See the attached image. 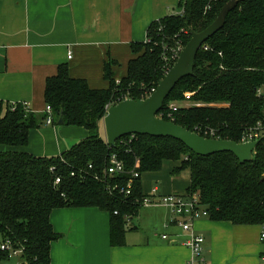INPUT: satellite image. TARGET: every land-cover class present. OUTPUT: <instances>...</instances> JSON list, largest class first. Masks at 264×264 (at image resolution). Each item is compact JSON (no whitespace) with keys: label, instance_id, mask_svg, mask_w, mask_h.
<instances>
[{"label":"trees","instance_id":"1","mask_svg":"<svg viewBox=\"0 0 264 264\" xmlns=\"http://www.w3.org/2000/svg\"><path fill=\"white\" fill-rule=\"evenodd\" d=\"M226 1L178 0L176 12L150 22L145 40L130 43L131 57L122 74L116 60L103 63L104 88H91L86 79L72 77L69 67L59 64L43 88L52 123L58 125L62 116L61 125L80 126L88 134L58 155L16 150L27 144L30 129L44 124L47 113L38 115L22 102L0 101V144L11 148L0 151V238L22 250L23 264H50L51 243L60 237L49 219L55 208L95 207L107 212L110 245H124L126 231L134 229L127 223L149 195L143 191L141 174L161 170L165 161L176 163L171 175L188 170L185 194L198 197L209 219L264 223V137L253 150L254 158L239 162L229 151L197 155L172 137L126 135L110 146L104 129L107 106L147 97L191 32L205 29ZM259 87L264 88V0H238L223 26L197 51L193 74L177 82L157 116L207 138L240 142L256 122L264 125ZM185 91L194 94L185 98ZM184 98L192 103H180L168 117L167 101ZM111 153L123 162L122 172H107ZM130 178L131 192L125 194ZM3 257L8 253L0 250Z\"/></svg>","mask_w":264,"mask_h":264},{"label":"crops","instance_id":"2","mask_svg":"<svg viewBox=\"0 0 264 264\" xmlns=\"http://www.w3.org/2000/svg\"><path fill=\"white\" fill-rule=\"evenodd\" d=\"M177 4L178 0H0V101L27 102L32 110L33 95L43 90L46 77L56 73L59 64H66L72 77L86 79L91 88L106 87L103 63L114 59L123 68L131 57L130 43L145 40L150 22L176 12ZM87 134L80 126L45 123L30 129L27 144L15 149L54 156ZM179 175L170 174L172 178L152 190L157 195L184 194L189 178L181 188ZM157 209L158 229L139 232L131 219L134 229L126 231L122 246L109 243L107 212L95 207L53 209L49 219L60 237L51 243L50 264H184L190 257L188 234L165 206L151 211ZM193 226L204 236L208 264H264L259 224L203 217ZM19 261L0 258V264Z\"/></svg>","mask_w":264,"mask_h":264},{"label":"water","instance_id":"3","mask_svg":"<svg viewBox=\"0 0 264 264\" xmlns=\"http://www.w3.org/2000/svg\"><path fill=\"white\" fill-rule=\"evenodd\" d=\"M237 2L238 0L226 1L216 18L205 29L191 32L189 40L180 49L175 62L147 97L127 98L108 107L103 123L107 143L110 146H115L116 141L126 135L147 134L177 139L197 155L205 156L229 151L237 157L239 162L254 158L253 150L259 140L235 142L229 139L207 138L171 120L157 116L165 98L177 82L193 74L197 51L207 38L223 26L226 15ZM62 122L63 117L60 116L57 123Z\"/></svg>","mask_w":264,"mask_h":264},{"label":"built area","instance_id":"4","mask_svg":"<svg viewBox=\"0 0 264 264\" xmlns=\"http://www.w3.org/2000/svg\"><path fill=\"white\" fill-rule=\"evenodd\" d=\"M206 48V47H204ZM180 51V50H179ZM71 53L68 52V58H70ZM177 58V57H176ZM155 88L152 89L151 92L154 91ZM150 92V93H151ZM257 96H260L264 99V91L263 87H259L256 90ZM188 96V95H187ZM26 109L29 108V104L27 102H22ZM15 103H13L14 105ZM109 106H107L108 109ZM176 110V106L171 105L167 112L168 117H172L173 111ZM47 117L45 119L46 124L52 123V115L51 109L46 107ZM133 135V134H131ZM264 137V125L260 121L256 122L255 126L248 129L241 135L240 142L260 140ZM124 169L123 162L118 159L115 153H111L108 157V165L107 172L110 174L122 172ZM133 177H138V173L134 172ZM59 179H56L58 182ZM131 182L132 178H130L126 184V188L124 189L125 194H130L131 192ZM123 191V190H121ZM142 205H163L165 206L171 216L172 219L181 227L182 231L188 234V239L186 240V244L190 249V257L184 264H208L205 256H204V236L194 229L193 223L196 219L200 217H208V213L206 209L200 204L198 197L195 194H183V193H169L157 195L156 189L146 197L142 199ZM165 238V235L162 236ZM259 240L263 245V254L261 255V260L264 261V223L260 224V234ZM0 250L8 253V257H19L21 255V249L12 248L10 242H2L0 243ZM18 264H23L19 261Z\"/></svg>","mask_w":264,"mask_h":264},{"label":"rangeland","instance_id":"5","mask_svg":"<svg viewBox=\"0 0 264 264\" xmlns=\"http://www.w3.org/2000/svg\"><path fill=\"white\" fill-rule=\"evenodd\" d=\"M123 72H124V67L122 68V65H121V67L119 66L118 73L122 74ZM263 91H264V88H263ZM193 94H194V92H190V91L184 92L185 98H187L188 96L193 95ZM33 98L34 99H33V103L31 105V108L36 114L40 115L42 112H44L46 110L44 99H43V90H41V91L39 90L38 92H36L33 95ZM185 98L181 102H177L176 100L170 99L169 101H167L166 107L169 108L171 105H174L177 107L180 103L184 106H188L190 103H192L189 100H186ZM195 105H201V104L195 103ZM214 105H216V104H214ZM44 124H45V122H44ZM58 125H60V124H58ZM99 134L100 135L104 134L102 122L99 124ZM0 146L3 147L2 151L11 149L10 147L3 145V144H0ZM7 147H8V149H6ZM0 151H1V149H0ZM174 164H176V163L173 161H165L163 163L161 170L156 171V172L142 173L141 174V181H142V186L144 187V189L146 188L145 189L146 191L148 190V192L149 191L151 192V191H153L152 188L155 185L160 186L166 177L172 178L173 176H170L169 170H170L171 166ZM188 178H189L188 170H184L180 173V175L178 176L177 179L181 185V188H184ZM167 194H169V193H167ZM154 206H162V205H147V206L143 205V207L141 208V210L138 214V217H136V216L132 217L133 223L136 224L138 227H140L139 232L146 231V232L154 233L155 230L158 229L156 227V219H154V217H156L158 219L160 217V211L157 209L156 213H153L151 211V209ZM200 218H203V217H200ZM200 218H198V219H200ZM198 219H196V220H198ZM129 223L130 222H128L127 224L129 225ZM128 232L130 233V231H128Z\"/></svg>","mask_w":264,"mask_h":264}]
</instances>
